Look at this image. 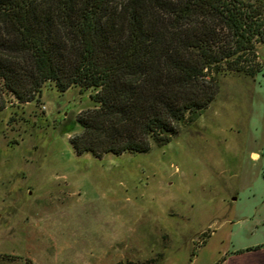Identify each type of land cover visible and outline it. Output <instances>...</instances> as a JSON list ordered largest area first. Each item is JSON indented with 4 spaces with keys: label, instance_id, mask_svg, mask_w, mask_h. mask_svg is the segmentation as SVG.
<instances>
[{
    "label": "rangeland",
    "instance_id": "1",
    "mask_svg": "<svg viewBox=\"0 0 264 264\" xmlns=\"http://www.w3.org/2000/svg\"><path fill=\"white\" fill-rule=\"evenodd\" d=\"M261 72L218 92L162 146L75 153L91 90L46 84L0 111V264H216L264 241Z\"/></svg>",
    "mask_w": 264,
    "mask_h": 264
},
{
    "label": "trees",
    "instance_id": "2",
    "mask_svg": "<svg viewBox=\"0 0 264 264\" xmlns=\"http://www.w3.org/2000/svg\"><path fill=\"white\" fill-rule=\"evenodd\" d=\"M257 45L264 0H0V111L46 84L91 90L75 153H145L209 106L218 75L261 72Z\"/></svg>",
    "mask_w": 264,
    "mask_h": 264
},
{
    "label": "crops",
    "instance_id": "3",
    "mask_svg": "<svg viewBox=\"0 0 264 264\" xmlns=\"http://www.w3.org/2000/svg\"><path fill=\"white\" fill-rule=\"evenodd\" d=\"M216 264H264V241L228 251Z\"/></svg>",
    "mask_w": 264,
    "mask_h": 264
}]
</instances>
